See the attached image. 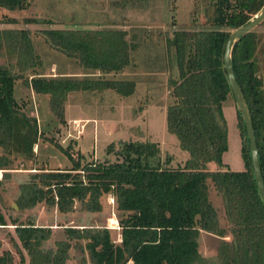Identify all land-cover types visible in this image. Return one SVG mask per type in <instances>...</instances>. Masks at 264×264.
Returning <instances> with one entry per match:
<instances>
[{"label":"trees","instance_id":"trees-1","mask_svg":"<svg viewBox=\"0 0 264 264\" xmlns=\"http://www.w3.org/2000/svg\"><path fill=\"white\" fill-rule=\"evenodd\" d=\"M28 2L0 0V10H21ZM203 3L201 25L174 30L164 38L176 64V75L168 82L171 102L165 111L166 129L187 154L183 164L171 167L168 157L161 160L154 142L120 141L118 149L113 150L111 145L106 149L115 155L114 161H77L66 169L27 168L35 170L18 186V208L43 202L67 213L76 201L82 210L98 212L100 198L110 194L120 237L112 238L108 228L68 226L63 228L64 239L55 242V249L43 250L40 244L49 237L50 228L13 223L16 238L29 257L28 264H63L72 240L73 246L84 241L82 249L90 264H264V205L256 189L237 109L244 168L221 169V156L226 150L222 105L228 98L233 100L222 62L224 43L229 32L256 14L264 0ZM6 22L15 20L8 17ZM263 24L264 20L258 26ZM257 27L233 43L230 63L248 106L264 184V37ZM125 35L124 30L109 28L43 29L42 37L49 46L93 72L81 76H44L38 72L22 81L32 92L47 96L51 112L61 122L62 105L71 91L111 88L128 94L131 81L100 77L129 64L133 45ZM0 56L6 60L0 62V169H13L10 165L18 156L24 161L31 158L39 135L35 117L26 112L27 100L13 97L14 82L38 60L29 31L0 28ZM95 72L100 73L98 77H93ZM210 162L217 169H208ZM208 183L221 197L226 226L218 223L207 196ZM4 224L0 215V225ZM200 230L219 238L216 262L200 255ZM11 243L16 247L12 239ZM0 264H13L8 250L0 254Z\"/></svg>","mask_w":264,"mask_h":264},{"label":"rangeland","instance_id":"rangeland-1","mask_svg":"<svg viewBox=\"0 0 264 264\" xmlns=\"http://www.w3.org/2000/svg\"><path fill=\"white\" fill-rule=\"evenodd\" d=\"M203 8V0H29L24 9L0 10V28L27 29L38 58L37 63L25 69L23 77L14 82L13 97L27 100L26 112L35 117L39 134L28 161L20 160L18 156L10 165L13 169H0V215L5 223L0 225V254L8 250L13 264L29 262L25 249L16 238L13 223L50 228L49 237L40 244L43 250L55 249V242L64 239L63 228L68 226L108 228L112 238H120L117 212L110 194L100 198L101 210L98 212L84 211L76 201L67 213H60L43 202L30 208H18L15 205L18 186L27 179L30 171L35 170L27 169L29 167L66 169L77 161L80 164L114 161L115 155L107 153L106 149L109 145L113 150L118 149L120 141L154 142L161 160L168 157L171 167L183 164L187 154L166 129L165 111L171 102L168 82L176 75V64L172 51L167 52L164 38L174 30L201 25ZM8 17L14 18L15 23L6 22ZM25 18L37 21L26 23ZM104 28L124 30L125 39L133 49L129 64L121 71L104 73L100 77L131 81L132 89L125 95L111 88L71 91L62 105L61 122L51 112L47 96L32 92L23 83V78L28 81L38 72L44 76H81L83 72L93 71L83 69L75 58L49 46L42 37V30ZM256 31L264 37V24ZM4 61L5 57L0 56V62ZM98 74L95 72L93 77ZM262 74L264 87V64ZM222 112L226 123V150L221 156L224 165L221 169L239 171L244 165L236 106L231 98L223 103ZM207 167L217 169L212 162ZM207 196L216 210L219 225L226 226L221 197L210 183ZM218 241L217 236L206 231L200 230L197 235L198 251L208 262L217 260ZM74 242L71 241L63 264H90L82 249L84 241L80 240L77 246H73Z\"/></svg>","mask_w":264,"mask_h":264},{"label":"water","instance_id":"water-1","mask_svg":"<svg viewBox=\"0 0 264 264\" xmlns=\"http://www.w3.org/2000/svg\"><path fill=\"white\" fill-rule=\"evenodd\" d=\"M263 20H264V4L259 9V11L253 15L252 18L248 19L244 24L232 29L229 32L224 43L222 62L225 70L227 83L229 85L236 109L238 110L244 125V131L247 137L248 152L250 157L252 174L254 177L259 198L261 199L264 205V184H263L259 161H258V154H257L255 137L251 123V117L249 114L247 103L245 101V98L243 96V93L239 85L236 82L233 69L230 63V50L233 43L241 36H243L247 32L257 27Z\"/></svg>","mask_w":264,"mask_h":264},{"label":"built area","instance_id":"built-area-1","mask_svg":"<svg viewBox=\"0 0 264 264\" xmlns=\"http://www.w3.org/2000/svg\"><path fill=\"white\" fill-rule=\"evenodd\" d=\"M112 201V200H111Z\"/></svg>","mask_w":264,"mask_h":264}]
</instances>
